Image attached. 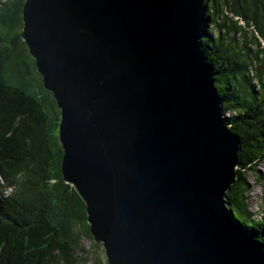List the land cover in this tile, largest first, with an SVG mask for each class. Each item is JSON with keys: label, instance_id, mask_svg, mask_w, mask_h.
<instances>
[{"label": "water", "instance_id": "1", "mask_svg": "<svg viewBox=\"0 0 264 264\" xmlns=\"http://www.w3.org/2000/svg\"><path fill=\"white\" fill-rule=\"evenodd\" d=\"M210 0H26L22 39L61 111L62 175L108 264H264L202 40Z\"/></svg>", "mask_w": 264, "mask_h": 264}, {"label": "trees", "instance_id": "2", "mask_svg": "<svg viewBox=\"0 0 264 264\" xmlns=\"http://www.w3.org/2000/svg\"><path fill=\"white\" fill-rule=\"evenodd\" d=\"M25 2L0 0V264H80L86 240L97 247L91 264H108L63 179L61 111L22 39ZM206 17L202 47L239 147L228 213L264 250L246 179L264 160V0H210Z\"/></svg>", "mask_w": 264, "mask_h": 264}, {"label": "rangeland", "instance_id": "3", "mask_svg": "<svg viewBox=\"0 0 264 264\" xmlns=\"http://www.w3.org/2000/svg\"><path fill=\"white\" fill-rule=\"evenodd\" d=\"M207 13L208 9L206 12V16ZM209 30L213 32L212 28H210ZM249 46L250 48H253L252 45L249 44ZM256 169L257 172L250 171L246 175V179L249 184V191L247 193L248 203L250 206L249 212H251V214L254 216L253 218H255L256 220H264V160L256 167ZM83 248L84 253L82 254V256H79L80 264H83L85 262H87L86 264H91L93 260V254L98 253L97 247H95L91 241L86 240L83 242Z\"/></svg>", "mask_w": 264, "mask_h": 264}]
</instances>
